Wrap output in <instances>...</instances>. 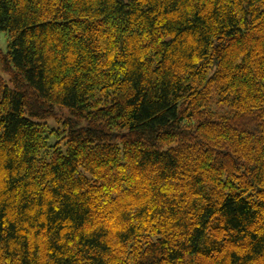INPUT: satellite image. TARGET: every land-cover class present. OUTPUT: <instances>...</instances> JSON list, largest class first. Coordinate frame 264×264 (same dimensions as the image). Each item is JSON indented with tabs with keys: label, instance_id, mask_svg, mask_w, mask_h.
<instances>
[{
	"label": "trees",
	"instance_id": "obj_1",
	"mask_svg": "<svg viewBox=\"0 0 264 264\" xmlns=\"http://www.w3.org/2000/svg\"><path fill=\"white\" fill-rule=\"evenodd\" d=\"M2 31L0 264H264V0H0Z\"/></svg>",
	"mask_w": 264,
	"mask_h": 264
},
{
	"label": "rangeland",
	"instance_id": "obj_2",
	"mask_svg": "<svg viewBox=\"0 0 264 264\" xmlns=\"http://www.w3.org/2000/svg\"><path fill=\"white\" fill-rule=\"evenodd\" d=\"M0 46L6 50L8 46V37H7V32L2 31L0 32Z\"/></svg>",
	"mask_w": 264,
	"mask_h": 264
},
{
	"label": "clouds",
	"instance_id": "obj_3",
	"mask_svg": "<svg viewBox=\"0 0 264 264\" xmlns=\"http://www.w3.org/2000/svg\"><path fill=\"white\" fill-rule=\"evenodd\" d=\"M237 12H239V9H237ZM140 59H143V56H141ZM195 59H196V58L194 57V60H195ZM196 62H198V60H196Z\"/></svg>",
	"mask_w": 264,
	"mask_h": 264
}]
</instances>
